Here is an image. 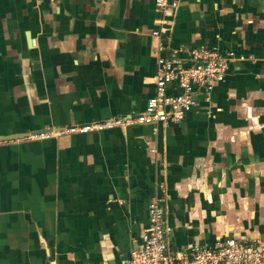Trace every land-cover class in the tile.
Listing matches in <instances>:
<instances>
[{"label":"crops","instance_id":"crops-1","mask_svg":"<svg viewBox=\"0 0 264 264\" xmlns=\"http://www.w3.org/2000/svg\"><path fill=\"white\" fill-rule=\"evenodd\" d=\"M163 18L156 0H0V264H125L157 196L176 253L264 243V0L164 19L170 48L244 57L180 125L69 131L145 111Z\"/></svg>","mask_w":264,"mask_h":264},{"label":"built area","instance_id":"built-area-1","mask_svg":"<svg viewBox=\"0 0 264 264\" xmlns=\"http://www.w3.org/2000/svg\"><path fill=\"white\" fill-rule=\"evenodd\" d=\"M181 0H156L157 10L164 17L156 38L157 73L156 94L147 102L143 113L127 121H113L86 125L70 132L103 131L119 124L126 125H180L198 106L200 98L209 103L216 85L226 78L238 57L233 51L219 48H170L164 43L165 18H172ZM123 122V123H122ZM156 150L153 149L154 153ZM166 202L157 196L148 204V227L141 246L131 251L125 264H264V243L228 238L218 248L194 243L185 253L170 248L172 228L165 224Z\"/></svg>","mask_w":264,"mask_h":264},{"label":"water","instance_id":"water-1","mask_svg":"<svg viewBox=\"0 0 264 264\" xmlns=\"http://www.w3.org/2000/svg\"><path fill=\"white\" fill-rule=\"evenodd\" d=\"M27 37L29 39V43H30V46L32 44V46L35 44V40L34 39H31L29 33L27 34ZM18 136H23V135H18ZM15 137V136H14ZM19 138V137H18ZM9 139H13V137H4L2 139H0V141H6V140H9Z\"/></svg>","mask_w":264,"mask_h":264},{"label":"rangeland","instance_id":"rangeland-1","mask_svg":"<svg viewBox=\"0 0 264 264\" xmlns=\"http://www.w3.org/2000/svg\"><path fill=\"white\" fill-rule=\"evenodd\" d=\"M153 36V35H152Z\"/></svg>","mask_w":264,"mask_h":264}]
</instances>
